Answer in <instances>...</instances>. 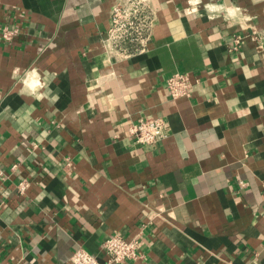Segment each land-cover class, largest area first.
I'll list each match as a JSON object with an SVG mask.
<instances>
[{
	"label": "crops",
	"instance_id": "0c3cea01",
	"mask_svg": "<svg viewBox=\"0 0 264 264\" xmlns=\"http://www.w3.org/2000/svg\"><path fill=\"white\" fill-rule=\"evenodd\" d=\"M118 1L0 0V26L23 27L0 38L1 259L107 262L119 233L137 256L111 264H264V0H153L130 58L105 46ZM176 72L190 96L169 95ZM152 116L164 138L137 143Z\"/></svg>",
	"mask_w": 264,
	"mask_h": 264
},
{
	"label": "built area",
	"instance_id": "2783aa9c",
	"mask_svg": "<svg viewBox=\"0 0 264 264\" xmlns=\"http://www.w3.org/2000/svg\"><path fill=\"white\" fill-rule=\"evenodd\" d=\"M156 21L157 8L153 0H119L116 2L104 40L110 56L130 58L148 52L151 48ZM22 33L23 27L19 22H10L0 26V38L7 42H13ZM242 40L241 35H235L229 45V50L237 51ZM165 85L173 99L190 96L192 93L193 82L189 74L185 72H176L170 75L166 79ZM165 125V119L161 116L141 117L131 126L130 133L134 135L139 144H154L164 138ZM11 168L16 170L18 164L14 163ZM3 174L4 171L0 168V176ZM30 184L28 178H22L17 184L18 194L25 195ZM138 246V240L114 233L103 242V248L110 255L107 262H101L97 256L84 247L74 250L71 261L73 264L123 263L137 256ZM0 264H6L1 256Z\"/></svg>",
	"mask_w": 264,
	"mask_h": 264
}]
</instances>
